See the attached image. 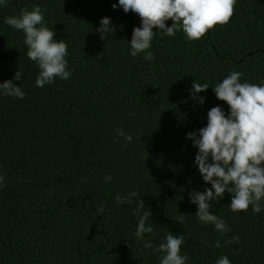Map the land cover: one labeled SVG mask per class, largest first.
Segmentation results:
<instances>
[{
    "label": "trees",
    "instance_id": "trees-1",
    "mask_svg": "<svg viewBox=\"0 0 264 264\" xmlns=\"http://www.w3.org/2000/svg\"><path fill=\"white\" fill-rule=\"evenodd\" d=\"M116 2L9 0L0 8V82L20 69L24 77L13 83L26 93L0 96V264H159L158 254L132 235L130 206L113 199L131 190L151 210L148 223L157 235L146 239L154 245L168 231L183 233L189 264H215L221 255L232 264H264V211L233 213L226 192L210 211L231 232L196 220L189 193L210 184L194 165L198 149L185 138L206 125L211 107L228 110L211 87L199 93L203 105L191 99L194 80L214 86L240 71L242 80L264 82V0H237L229 21L199 40H186L182 31L157 34L152 61L130 56L140 19L113 9ZM33 5L44 10L54 38L68 43L74 69L69 79L43 88L35 86L39 69L26 56L23 33L4 23ZM104 16L115 35L101 40L95 29ZM117 128L133 136L127 147L122 137L114 139ZM109 173L113 179L104 183ZM233 235L240 242L225 246Z\"/></svg>",
    "mask_w": 264,
    "mask_h": 264
},
{
    "label": "clouds",
    "instance_id": "clouds-1",
    "mask_svg": "<svg viewBox=\"0 0 264 264\" xmlns=\"http://www.w3.org/2000/svg\"><path fill=\"white\" fill-rule=\"evenodd\" d=\"M8 3L9 0H0V8L7 7ZM236 3L237 0H118L111 7L122 8L124 13L131 12L140 19L139 27L129 40V54L132 57L143 54L144 60L152 61L155 57L150 49L157 34L174 37L177 31H182L186 40H199L215 25L227 23ZM169 19L172 23L166 25ZM4 23L23 33L26 56L39 69L36 87L43 88L57 79L67 80L72 76L74 69L68 67L67 59L68 43L62 38H54L55 30L48 27L40 6L33 5L31 10L21 8L18 15L6 16ZM95 31L101 40L108 38L109 34L115 35L111 18H100ZM242 76L240 71H231L214 86L194 80L190 88V98L200 105L204 104L205 97L199 93L209 87L218 100L228 105L227 112L220 105L211 107L206 125L185 134V138L198 149L194 165L200 178L206 185L210 184L203 191L193 189L189 201L197 206L196 220L203 225H212L222 235L231 232V228L224 218L210 209L212 202L220 201L226 192L231 196L228 204L231 212H247L249 208L253 214L264 211V82L250 83L242 80ZM23 77V72L18 69L12 79L0 82V96L24 99L25 91L13 83ZM115 133L114 139L122 137L124 147L133 140V136L122 128L115 129ZM103 179L104 183H109L113 174L109 173ZM4 180L5 176L0 174V187L4 186ZM138 196L137 190H131L124 194L117 192L113 197L117 205L130 206L131 215L136 217L132 235L142 242L145 250L151 249L158 254L159 264H189V256L181 251L185 244L183 233L174 235L168 231L158 245H154L152 239H146L147 234L152 237L157 234L153 225L148 223L151 210H144L143 199L134 201L133 198ZM180 214L177 222L183 224L184 214ZM239 242V236L233 235L224 241V245ZM221 246L220 240L214 244L216 248ZM215 264H232V261L227 255H221Z\"/></svg>",
    "mask_w": 264,
    "mask_h": 264
}]
</instances>
